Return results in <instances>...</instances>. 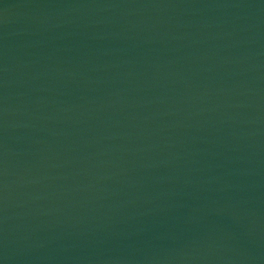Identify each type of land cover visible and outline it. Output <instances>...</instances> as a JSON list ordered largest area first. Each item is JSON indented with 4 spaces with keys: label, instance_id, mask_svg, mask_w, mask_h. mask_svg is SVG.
Masks as SVG:
<instances>
[{
    "label": "water",
    "instance_id": "water-1",
    "mask_svg": "<svg viewBox=\"0 0 264 264\" xmlns=\"http://www.w3.org/2000/svg\"><path fill=\"white\" fill-rule=\"evenodd\" d=\"M0 264H264V0H0Z\"/></svg>",
    "mask_w": 264,
    "mask_h": 264
}]
</instances>
